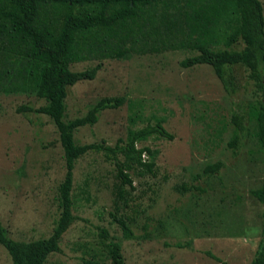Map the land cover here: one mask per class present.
Listing matches in <instances>:
<instances>
[{
	"label": "rangeland",
	"instance_id": "obj_1",
	"mask_svg": "<svg viewBox=\"0 0 264 264\" xmlns=\"http://www.w3.org/2000/svg\"><path fill=\"white\" fill-rule=\"evenodd\" d=\"M196 54L181 48L127 53L101 61L93 80L67 89V119L84 115L101 98L124 99L103 111L94 126L75 132L79 145L114 146L125 138L132 112L140 115L136 127L163 119L173 139L137 144L159 153L154 176L129 173L133 190L117 180L113 160L103 153L79 158L72 188L75 220L46 264H109L100 228L121 244L124 264H218L206 251L227 264L250 263L263 237V207L249 194L264 179L263 156L253 123L246 124L236 154L228 143L236 106L253 104L259 94L242 66L234 68L239 89L229 95L210 66L180 65ZM98 63L82 61L70 69L84 71ZM43 104L34 95L0 94V222L18 241L47 238L59 214L57 187L65 164L55 126L45 115L17 112L20 106ZM218 162L217 174H203ZM116 219L126 221L131 238L123 237ZM0 264H11L1 246Z\"/></svg>",
	"mask_w": 264,
	"mask_h": 264
},
{
	"label": "trees",
	"instance_id": "obj_2",
	"mask_svg": "<svg viewBox=\"0 0 264 264\" xmlns=\"http://www.w3.org/2000/svg\"><path fill=\"white\" fill-rule=\"evenodd\" d=\"M237 45L242 48L236 50ZM180 48L197 52L181 61L183 68L210 66L229 95L239 89L234 68L242 66L247 71L259 99L236 106L230 117L234 131L228 146L236 154L246 124L253 123L264 163V16L260 0H0V94L34 95L44 101L38 108L20 106L17 112L45 115L52 122L65 164L64 178L57 187L59 214L47 238L15 240L0 222V246L11 264H46L59 251L63 234L75 220L72 188L79 158L89 151L103 153L113 160L117 180L133 190L129 173L154 176L159 153L137 144L150 138L173 139L163 127V119L136 127L140 115L132 112L125 138L114 146L104 142L79 145L75 132L94 126L103 111L121 106L124 99L101 98L84 115L67 119V89L93 80L103 60ZM82 61L99 63L84 71L70 69ZM221 168L219 162L207 165L203 174L212 176ZM249 194L263 207V237L249 264H264V179ZM116 222L123 237L131 238L126 221ZM99 232L108 241L109 264H124L121 244L107 230L100 228ZM205 255L227 264L210 251ZM84 264L100 263L89 260Z\"/></svg>",
	"mask_w": 264,
	"mask_h": 264
},
{
	"label": "crops",
	"instance_id": "obj_3",
	"mask_svg": "<svg viewBox=\"0 0 264 264\" xmlns=\"http://www.w3.org/2000/svg\"><path fill=\"white\" fill-rule=\"evenodd\" d=\"M261 183H262V182H261ZM260 186H261V184H260ZM260 186H259V187H260ZM259 187H257V188H259ZM255 189H256V188H255Z\"/></svg>",
	"mask_w": 264,
	"mask_h": 264
}]
</instances>
